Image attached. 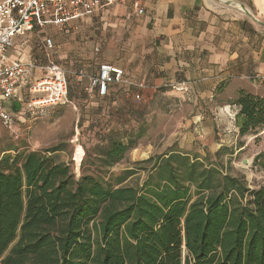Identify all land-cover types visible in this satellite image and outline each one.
Here are the masks:
<instances>
[{"label":"trees","instance_id":"obj_1","mask_svg":"<svg viewBox=\"0 0 264 264\" xmlns=\"http://www.w3.org/2000/svg\"><path fill=\"white\" fill-rule=\"evenodd\" d=\"M235 105L240 136L264 131V98ZM140 137L109 133L80 176L61 146L0 157V264H264V186L177 151L126 186L135 173L112 170Z\"/></svg>","mask_w":264,"mask_h":264},{"label":"crops","instance_id":"obj_2","mask_svg":"<svg viewBox=\"0 0 264 264\" xmlns=\"http://www.w3.org/2000/svg\"><path fill=\"white\" fill-rule=\"evenodd\" d=\"M233 1L238 8L216 0H116L112 7L73 19L67 26L36 27L17 36L8 54L10 61L25 62L34 69L16 95L2 99V104L17 113L23 93L29 90L30 94L31 85L47 66L59 65L55 60L56 26L65 31L67 51L72 50L70 59L79 65L78 72L69 76L76 87H69L67 105H95L114 116L111 108L120 98L130 101L139 96V100L149 101L161 89L189 100H221L216 107L222 111L234 107L241 92L264 98V0ZM45 28L55 43L51 39L53 48L48 49L45 38L38 45L42 57L37 61L25 40L33 33L46 35ZM104 63L121 68L133 85H111L106 96L91 100L88 77L98 74ZM11 100L16 104L13 107L8 103ZM116 112L121 115L124 111ZM110 120L109 116L103 123L106 133L120 128ZM221 142L215 151L225 146Z\"/></svg>","mask_w":264,"mask_h":264},{"label":"rangeland","instance_id":"obj_3","mask_svg":"<svg viewBox=\"0 0 264 264\" xmlns=\"http://www.w3.org/2000/svg\"><path fill=\"white\" fill-rule=\"evenodd\" d=\"M53 28L59 29L55 60L66 71L69 87L73 89L76 84L69 76L73 77L78 72L79 65L70 59L72 50L67 51L69 43L65 31L57 26ZM27 36L25 41L29 46L28 52L37 61L42 57L38 45H42L45 38L55 43L51 32ZM23 94L17 113L9 111L16 122L18 138L13 137L0 121V157L5 154L14 155L15 150L43 152L61 146L64 150L56 153L59 160L69 163L80 176L86 152L100 144L109 133L119 132L124 139L126 135H141L136 148L112 170L116 176L127 171L135 173L128 176L124 183L126 186H143L155 161L172 151L199 157L205 164H216L220 170L231 175L244 176L250 189L264 186V172L256 169L253 164L255 157L264 151V131L257 136H240L236 120L239 108L236 105L222 111L216 107L220 106L218 104L221 100H189L185 96L168 94L161 89L149 101L120 98L111 108L115 111L112 116L109 110L104 113L99 110V106L89 104L30 110L28 104L32 96L29 90ZM8 103L12 107L16 105L12 100ZM5 107L10 109L7 105ZM116 109L124 112L120 115ZM197 114H200L199 120ZM109 116L110 121L120 128L116 127L106 133L104 131L107 128L103 123ZM221 141H224L225 146L215 151L217 145L223 143ZM79 148L83 152H79ZM151 158L154 159L152 162Z\"/></svg>","mask_w":264,"mask_h":264},{"label":"built area","instance_id":"obj_4","mask_svg":"<svg viewBox=\"0 0 264 264\" xmlns=\"http://www.w3.org/2000/svg\"><path fill=\"white\" fill-rule=\"evenodd\" d=\"M227 7L238 8L233 0H216ZM116 0H0V121L16 139V122L7 111L2 99L14 97L20 86L34 69L22 61H10L8 54L17 36L33 31L36 27L48 25L67 26L73 19H79L112 7ZM143 14L142 9L138 10ZM46 47L53 48L52 40H46ZM84 78L83 75H80ZM89 98L106 96L111 85H133L125 78L121 68L104 63L98 74L88 77ZM264 82V76L261 77ZM32 99L30 110L62 107L69 103V83L66 71L51 63L44 69V75L30 88ZM139 100L140 97L137 96Z\"/></svg>","mask_w":264,"mask_h":264},{"label":"bare ground","instance_id":"obj_5","mask_svg":"<svg viewBox=\"0 0 264 264\" xmlns=\"http://www.w3.org/2000/svg\"><path fill=\"white\" fill-rule=\"evenodd\" d=\"M79 152H83L82 148H79ZM84 154V153H83Z\"/></svg>","mask_w":264,"mask_h":264}]
</instances>
